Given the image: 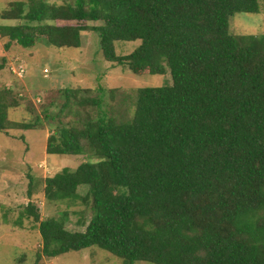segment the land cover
I'll return each mask as SVG.
<instances>
[{"label": "trees", "instance_id": "1", "mask_svg": "<svg viewBox=\"0 0 264 264\" xmlns=\"http://www.w3.org/2000/svg\"><path fill=\"white\" fill-rule=\"evenodd\" d=\"M260 10L259 0L10 3L0 19L22 23L0 26L7 48L79 49L95 31L108 62L171 76L118 108L103 89L65 88L55 116L28 106L35 119L20 121L11 114L22 99L0 90V132L48 128L49 156L85 157L43 188L50 203L84 207L81 230L67 228V211L43 217L31 180L25 215L40 231V256L98 247L124 264H264V34H234L231 21ZM118 41L140 45L119 56Z\"/></svg>", "mask_w": 264, "mask_h": 264}, {"label": "rangeland", "instance_id": "2", "mask_svg": "<svg viewBox=\"0 0 264 264\" xmlns=\"http://www.w3.org/2000/svg\"><path fill=\"white\" fill-rule=\"evenodd\" d=\"M13 1L29 0H0V15ZM48 1L64 3V0ZM259 3L260 13H238L232 18L234 34H264V0H259ZM19 23L22 21L0 19V26ZM89 24L98 25L93 22ZM7 41L0 35V65H3L0 71V90L9 88L16 98L23 101V107L11 114L13 120L20 121L23 117L35 119L34 113L41 114L45 106L51 116H55L58 107L65 102L61 94L65 88L89 89L91 97L99 96L100 89H103L105 100L118 108L119 99L123 98L122 104L131 103L138 89L171 84L169 72L165 76H138L125 65L108 62L100 46L99 34L95 31L82 33V46L79 49L57 48L44 41H39L38 47L31 49L14 43L7 48ZM139 45L140 41H118L115 50L117 55L125 56L133 53ZM20 66L24 74L20 73ZM51 103L59 106H49ZM28 106L33 107V115L26 114ZM40 117L44 121V116ZM11 131L12 136L0 132V264H124L119 257L98 247L72 251L55 258L40 256L43 243L40 231L25 215L30 201L31 180L34 179L31 185L36 193L31 202L38 205L41 215L59 217V211H67V228L71 231L81 230L78 221L86 214L81 211L84 207L50 203L44 198L43 188L46 177L54 176L66 168L76 170L85 157L49 156L46 151L50 135L48 128ZM79 190L82 195L87 193V188L81 187Z\"/></svg>", "mask_w": 264, "mask_h": 264}, {"label": "built area", "instance_id": "3", "mask_svg": "<svg viewBox=\"0 0 264 264\" xmlns=\"http://www.w3.org/2000/svg\"><path fill=\"white\" fill-rule=\"evenodd\" d=\"M19 71H20V73H22V74H24V73H25V71H24L23 67H21V66H20V70H19Z\"/></svg>", "mask_w": 264, "mask_h": 264}]
</instances>
